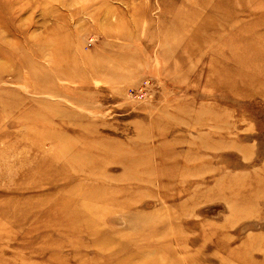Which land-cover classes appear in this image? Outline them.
<instances>
[{"label":"rangeland","instance_id":"obj_1","mask_svg":"<svg viewBox=\"0 0 264 264\" xmlns=\"http://www.w3.org/2000/svg\"><path fill=\"white\" fill-rule=\"evenodd\" d=\"M0 264H264V0H0Z\"/></svg>","mask_w":264,"mask_h":264}]
</instances>
